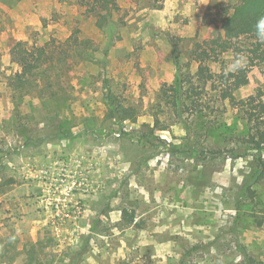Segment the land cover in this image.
Here are the masks:
<instances>
[{"label":"rangeland","instance_id":"rangeland-1","mask_svg":"<svg viewBox=\"0 0 264 264\" xmlns=\"http://www.w3.org/2000/svg\"><path fill=\"white\" fill-rule=\"evenodd\" d=\"M237 1L0 0V264H264V113L240 103L264 104V65L192 57ZM51 40V85L14 83V44ZM178 82L198 108L167 103Z\"/></svg>","mask_w":264,"mask_h":264},{"label":"trees","instance_id":"trees-1","mask_svg":"<svg viewBox=\"0 0 264 264\" xmlns=\"http://www.w3.org/2000/svg\"><path fill=\"white\" fill-rule=\"evenodd\" d=\"M261 18H264V0H238L224 13L222 28L225 36L218 35L211 40L197 44L192 56L194 61L202 65L210 61L215 52L225 53L234 51L236 53L241 51L247 53V59L249 60L247 71L257 65H264V50L257 49L249 42L251 35L255 33V26ZM67 44L68 42L62 43L51 40L42 47H30L27 42H16L13 46L11 56L12 61L20 68V72L16 73L13 82L25 83L32 78L33 74H41L48 81V86L51 85V73L60 69V67L62 68L64 61L71 55L69 45ZM247 83L248 79L246 75H239L238 73L229 74L225 80L226 90L228 92H234ZM186 85L185 88L183 87V83L178 82L173 94L171 96L166 94V100L169 98L167 103L173 108H180L183 103L194 109L198 108L199 102L193 98L192 82H188ZM12 88L14 92L20 91L13 83ZM184 88L185 90H183ZM259 96L260 94L251 95L246 100H241L240 103L242 105L249 103L254 108L261 107L264 113V104H256ZM108 103L110 109L108 115L111 119L118 118L120 121H127L134 118L133 108L120 107L113 99H109ZM161 129L165 130V128ZM259 139L264 141V134H259ZM254 144L258 150L262 149L260 141L254 139ZM257 164L258 178L259 180L264 179L263 161L260 155L257 156ZM123 213L126 214L125 211ZM133 221V216H130L129 222L132 223ZM244 257L252 261L246 254H244ZM3 261L4 256L0 253V263Z\"/></svg>","mask_w":264,"mask_h":264},{"label":"clouds","instance_id":"clouds-1","mask_svg":"<svg viewBox=\"0 0 264 264\" xmlns=\"http://www.w3.org/2000/svg\"><path fill=\"white\" fill-rule=\"evenodd\" d=\"M255 34L260 42H264V18H261L260 21L257 22L255 26ZM247 64L246 57L241 55H237L233 58V60L227 65L226 72L236 73L242 70Z\"/></svg>","mask_w":264,"mask_h":264}]
</instances>
